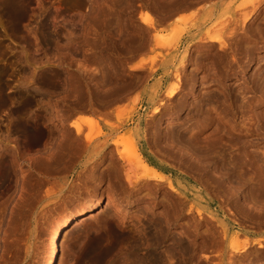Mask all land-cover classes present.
I'll return each mask as SVG.
<instances>
[{
	"label": "rangeland",
	"instance_id": "1",
	"mask_svg": "<svg viewBox=\"0 0 264 264\" xmlns=\"http://www.w3.org/2000/svg\"><path fill=\"white\" fill-rule=\"evenodd\" d=\"M97 201L57 264H264V0H0V264Z\"/></svg>",
	"mask_w": 264,
	"mask_h": 264
},
{
	"label": "bare ground",
	"instance_id": "2",
	"mask_svg": "<svg viewBox=\"0 0 264 264\" xmlns=\"http://www.w3.org/2000/svg\"><path fill=\"white\" fill-rule=\"evenodd\" d=\"M245 15V14H244ZM248 15V14H247ZM246 15V16H247ZM243 18V17H242ZM244 18H245V16H244ZM243 18V19H244ZM235 21H236V19H235ZM216 22V21H215ZM220 22V21H219ZM226 21H224V23L222 22V25H223V27H226L224 24H227V23H225ZM241 22V21H240ZM244 22V21H243ZM237 23V22H236ZM235 24V23H234ZM233 24V25H234ZM240 24V23H239ZM241 24H244V23H241ZM231 25V24H230ZM233 25L231 26L232 27V29H233ZM246 25V24H245ZM213 27H214V25H213ZM230 27V26H229ZM215 28V27H214ZM220 28V27H219ZM249 28V27H248ZM221 29H222V27H221ZM230 29V28H229ZM228 29V30H229ZM236 28H234L233 30H235ZM219 30V29H218ZM250 30H252V29H250ZM209 31V30H208ZM230 31H231V29H230ZM244 31V30H243ZM216 32V31H215ZM225 32V31H224ZM226 32H228V31H226ZM225 32V33H226ZM234 32V31H233ZM237 32V31H236ZM235 32V33H236ZM211 33H213V32H211ZM224 33V34H225ZM231 33V32H230ZM250 33V32H249ZM227 34V33H226ZM248 34V33H247ZM250 34H253V33H250ZM214 35V33L212 34V37H214L213 36ZM219 35V34H218ZM234 35V34H233ZM237 35V34H236ZM249 35V34H248ZM225 36V35H224ZM223 36V37H224ZM228 36V35H227ZM247 36V35H246ZM252 36V35H251ZM157 36H155V38H156ZM211 37V38H212ZM228 37H230V36H228ZM210 38V42H219L220 40H221V38H218V39H211ZM227 38V37H226ZM231 38V37H230ZM237 38V37H236ZM235 38V39H236ZM239 38H241V37H239ZM239 38H237V39H239ZM157 39V38H156ZM225 39V38H224ZM232 39H233V37H232ZM228 40V39H227ZM233 41H235V40H233ZM238 41V40H237ZM242 41V40H241ZM244 41H246V40H244ZM221 42V43H220ZM219 42V49H221V45H222V41H220ZM224 43V42H223ZM230 43V42H229ZM241 43V42H240ZM239 43V44H240ZM249 43V42H248ZM234 44V43H233ZM208 45V44H207ZM224 45H226V44H224ZM229 45V44H228ZM238 45V44H237ZM221 46V47H220ZM233 46V45H232ZM211 47V46H210ZM225 47V46H224ZM218 49V48H217ZM214 50H215V48H214ZM219 51V50H218ZM225 51V50H224ZM239 52V51H238ZM243 52H245V51H243ZM214 53V52H213ZM246 53V52H245ZM244 53V54H245ZM249 53V52H248ZM248 53H246V54H248ZM223 54V53H222ZM214 55V54H213ZM217 56V55H216ZM222 58H224V57H222ZM221 59V58H220ZM219 60V59H218ZM224 59H222V61H223ZM228 60V59H227ZM226 60V61H227ZM223 63V62H222ZM214 64V63H213ZM218 64V63H217ZM224 64V63H223ZM248 66V65H247ZM178 70V69H177ZM178 77V76H177ZM178 79V78H177ZM179 85V84H178ZM183 87V86H182ZM177 92V87L176 88H174V89H171V91L169 92V95L170 96H172V95H174L175 93ZM183 95V94H182ZM175 96V95H174ZM184 96V95H183ZM177 100V99H176ZM180 101V100H179ZM178 101V102H179ZM71 125L73 126V127H75L76 128V131L77 132H79V130H80V125H79V122L77 121V120H72L71 121ZM80 133H82V132H80ZM80 133H79V135H80ZM175 139V138H174ZM183 139V138H182ZM135 150V149H134ZM136 152V151H135ZM119 153V152H118ZM120 155V154H119ZM124 156H125V154H123ZM119 157H121L122 158V156L120 155ZM137 157V156H136ZM125 158H126V156H125ZM124 159V158H123ZM139 160V163H140V166L142 167L141 169L143 170L144 169V171H146V172H149V171H152L153 172V179H158V180H160V179H164V177L162 176V175H160L157 171H154V170H152L150 167H149V165L147 164V163H145L144 161H142V159L139 157L138 158ZM126 162V161H125ZM131 162V161H130ZM118 163V162H117ZM133 163V162H132ZM138 163V162H137ZM138 163V164H139ZM115 164V163H114ZM119 164V163H118ZM128 164H130V163H128ZM135 164V163H134ZM137 165V164H136ZM191 166V165H190ZM120 167V166H119ZM129 167V166H128ZM132 169H133V165H132V167H131ZM130 167H129V169H131ZM115 169V168H114ZM128 169V168H127ZM131 169V170H132ZM133 170H135V168L133 169ZM128 171V170H127ZM114 172H116L117 173V171H114ZM132 172V171H131ZM135 172V171H134ZM145 172V173H146ZM151 172V173H152ZM109 173V172H108ZM112 173V172H111ZM115 173V174H116ZM124 173H126V171H124ZM150 173V174H151ZM114 174V175H115ZM117 174H119V173H117ZM127 174V173H126ZM132 174V173H131ZM109 175H111V174H109ZM148 175V174H147ZM147 175H146V177H147ZM116 176V175H115ZM131 176V175H130ZM143 176H145V175H143ZM112 177H113V175H112ZM126 177H127V175H126ZM133 177V176H132ZM118 178H119V176H118ZM128 178H130L129 176H128ZM128 178H127V180H128ZM115 179V178H114ZM133 179V178H132ZM140 179V178H139ZM143 179V178H142ZM148 179V178H147ZM138 180V179H137ZM117 181V180H116ZM140 181V180H139ZM143 181V180H142ZM152 181V180H151ZM150 181V182H151ZM130 182V181H129ZM132 182V181H131ZM134 182V181H133ZM138 182V181H137ZM136 182V183H137ZM149 182V183H150ZM159 182H161V181H159ZM163 183H164V181H162ZM168 182V181H167ZM120 183V182H119ZM155 183V182H154ZM124 184V183H123ZM135 184V183H134ZM142 185H143V183H142ZM154 185V184H153ZM156 185V184H155ZM132 186V185H131ZM160 186V185H159ZM170 187V186H169ZM172 189V188H171ZM176 192V191H175ZM169 195H171V194H168V196ZM174 200V199H173ZM180 200V199H179ZM176 202H178V201H176ZM181 202V201H180ZM178 204V203H177ZM179 206V205H178ZM239 206V205H238ZM102 207V204H101V202L100 201H97V202H94L93 204H91L90 206H88V207H86L85 209L83 208V209H77V210H75L70 216H68V217H65L63 220H61L60 222H58L57 224H55L54 225V227H53V229H52V233H51V235H50V237H49V239H48V242H49V246H48V252H47V254H46V260H45V263L44 264H57V259H58V255H59V246L61 245V240H62V236H63V232L65 231V230H67L68 228H73V227H75V226H77V225H79V223L80 222H82L84 219H87V218H89V217H92V216H94V213L96 212V211H99V209ZM107 207H109V203L107 202ZM175 208V207H174ZM238 208H240V207H238ZM190 209V208H189ZM175 210V209H174ZM197 213H198V211H197ZM257 215V214H256ZM253 216V215H252ZM83 217H85L84 219H83ZM168 217H169V215H168ZM256 217V216H255ZM255 217H253V218H255ZM258 217V216H257ZM262 218V217H261ZM262 221L264 222V219H262ZM208 222V221H207ZM262 223V222H261ZM210 224V223H209ZM213 225V224H212ZM260 225V224H259ZM264 226V225H263ZM263 226H261V227H263ZM76 228V227H75ZM213 228V227H212ZM219 228V227H218ZM218 228H217V230H218ZM185 229H186V227H185ZM220 229V228H219ZM217 230H215V231H217ZM258 230H260V229H258ZM189 231V230H188ZM222 231V230H221ZM238 231V230H237ZM190 232V231H189ZM214 232V231H213ZM251 232V231H250ZM186 233V232H185ZM215 233V232H214ZM217 233H218V231H217ZM221 233V232H220ZM220 233L218 234V235H220ZM162 234V233H161ZM189 234V233H188ZM262 234V233H261ZM198 235V234H197ZM242 234H240V236H241ZM205 236V235H204ZM169 238H170V236H168ZM217 237V236H216ZM220 237V236H219ZM212 238H214V237H212ZM211 238V239H212ZM244 238V237H243ZM260 238V237H259ZM160 239V238H159ZM168 239V238H167ZM174 239H175V237H174ZM203 239V238H202ZM237 238H235L234 240H236ZM248 239V238H247ZM249 239H250V237H249ZM243 240V242H238L237 240V242L235 241V242H233V239H232V241L231 242H229L228 243V246H227V248L229 249V251H227L226 250V252H225V254L227 253H230V255L234 258V257H236V256H243L244 255V253L246 254V252L247 251H252V253L254 254V256L256 257V258H258V260H259V258H263L264 257V240L263 239H261V240H263V241H261L260 239H258V237L256 238L255 237V239H251V240ZM151 240V239H150ZM172 240V239H171ZM213 240H215V239H213ZM219 240H221V239H219ZM167 241V240H166ZM174 241H176V240H174ZM177 241H179V240H177ZM209 241V240H208ZM212 241V240H211ZM253 241H256L257 242V245L256 246H258V247H255V246H253V245H251L252 243H253ZM151 242V241H150ZM169 242V241H168ZM215 242V241H214ZM255 242V243H256ZM263 242V243H262ZM171 243H172V241H171ZM175 243V242H174ZM179 243V242H178ZM182 243V242H181ZM210 243V242H209ZM213 243V242H212ZM217 243V242H216ZM219 243H220V241H219ZM219 243H218V245L217 246H219ZM223 242L221 241V244H222ZM161 244H163V243H161ZM160 244V245H161ZM173 244V243H172ZM176 244H177V242H176ZM185 244V243H184ZM196 244V243H195ZM215 244V243H214ZM214 244H213V246H214ZM220 244V245H221ZM224 244V243H223ZM151 245V244H150ZM155 245V244H154ZM210 245V244H209ZM209 245H207L208 247H209ZM255 245V244H254ZM147 246V245H146ZM146 246H144V247H146ZM175 246V245H174ZM186 246V245H185ZM201 246H202V244H201ZM206 245H205V248L207 247ZM211 246V245H210ZM216 245H215V247H217ZM222 246V245H221ZM220 246V247H221ZM178 247V246H177ZM204 247V246H203ZM46 248V247H45ZM172 248H173V246H172ZM171 248V249H172ZM216 249V248H215ZM218 249V248H217ZM45 250V249H44ZM149 250V249H148ZM206 250V249H205ZM209 250H212V249H209ZM208 250V251H209ZM213 250H214V248H213ZM219 250H221V248L219 249ZM223 250V249H222ZM194 251V250H193ZM215 251V250H214ZM149 252H150V250H149ZM152 252V251H151ZM199 252H201V250H199ZM205 252V251H204ZM207 252V251H206ZM211 252V251H210ZM153 253V252H152ZM156 253V252H155ZM198 253V252H197ZM203 253V252H202ZM251 253V254H252ZM154 254V253H153ZM163 254V253H162ZM169 253H167V255H168ZM180 254V253H179ZM196 254V253H195ZM199 254V253H198ZM224 254V253H223ZM202 255V254H201ZM208 255V254H207ZM229 255V256H230ZM148 256V255H147ZM164 256H165V254H164ZM169 256V255H168ZM198 256V255H197ZM200 256V255H199ZM206 256V255H205ZM154 257V256H153ZM172 257H173V255H172ZM180 257V256H179ZM196 257V256H195ZM208 256H206V258H207ZM223 257V256H222ZM149 258V257H148ZM155 258V257H154ZM175 258V257H174ZM209 258V257H208ZM212 258V257H211ZM220 258V257H219ZM228 258V257H227ZM232 258V259H233ZM160 259H163L162 257H160ZM165 259V258H164ZM163 259V260H164ZM167 259V258H166ZM200 259H201V256H200ZM213 259V258H212ZM214 259H215V256H214ZM237 259V258H236ZM251 259V258H250ZM140 260V259H139ZM146 260V259H145ZM157 260H159V258L157 259ZM199 260V259H198ZM202 260H203V258H202ZM219 260V259H218ZM228 260H230V259H228ZM172 261V260H171ZM203 261H205V260H203ZM206 261H208V260H206ZM214 261V260H213ZM227 261V260H226ZM225 261V262H226ZM238 261V260H237ZM141 262V261H140ZM157 262V261H156ZM234 262V261H233ZM247 262V261H246ZM252 262V261H251ZM143 263V262H142ZM169 263V262H168ZM205 263V262H204ZM208 262H206V264H207ZM212 263H214V262H212ZM220 263V262H219ZM227 263V262H226ZM157 264H158V262H157ZM166 264H167V262H166ZM171 264V263H170ZM198 264V263H197ZM200 264H201V261H200ZM203 264V263H202ZM209 264V263H208Z\"/></svg>",
	"mask_w": 264,
	"mask_h": 264
}]
</instances>
